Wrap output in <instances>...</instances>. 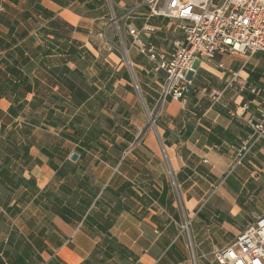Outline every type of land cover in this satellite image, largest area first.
I'll list each match as a JSON object with an SVG mask.
<instances>
[{
  "label": "crops",
  "instance_id": "obj_1",
  "mask_svg": "<svg viewBox=\"0 0 264 264\" xmlns=\"http://www.w3.org/2000/svg\"><path fill=\"white\" fill-rule=\"evenodd\" d=\"M145 1L0 0V264H217L264 214V139L231 113L260 117L264 52L198 62L197 90L159 108L166 73L134 48L130 73L111 21L169 50L182 34Z\"/></svg>",
  "mask_w": 264,
  "mask_h": 264
},
{
  "label": "built area",
  "instance_id": "obj_2",
  "mask_svg": "<svg viewBox=\"0 0 264 264\" xmlns=\"http://www.w3.org/2000/svg\"><path fill=\"white\" fill-rule=\"evenodd\" d=\"M145 3L151 17L178 21L176 28L182 37L174 39L169 50L158 49L145 39L144 33L156 31L151 24L137 28L129 23L124 32L118 16L112 17V21L122 46L124 64L130 73H134L130 48L146 56L158 71L166 73L157 101L159 108L169 99L187 100L191 91L197 90L198 62H212L221 54L264 52V0H146ZM134 15L135 9L130 8L125 17L129 19ZM125 33L132 36L129 47L125 45ZM218 67L229 77L227 87H234L240 79L239 71L221 61ZM211 96L217 99L219 94L212 93ZM258 110L260 117L257 119L247 114L250 111L248 103L231 111L233 116L245 118L254 130L255 140L264 139V99ZM250 148V140L242 142L230 164V171L242 164ZM190 224L191 219H185L180 224L181 232L190 234ZM234 241L214 252L217 264H264V214L242 230Z\"/></svg>",
  "mask_w": 264,
  "mask_h": 264
},
{
  "label": "rangeland",
  "instance_id": "obj_3",
  "mask_svg": "<svg viewBox=\"0 0 264 264\" xmlns=\"http://www.w3.org/2000/svg\"><path fill=\"white\" fill-rule=\"evenodd\" d=\"M112 12H113V17H114L115 16L114 8H113ZM111 21H112V19H111ZM167 21L172 23L171 24L172 29L175 26V24L178 23V21H176L175 19L173 21L168 19ZM178 32L179 31L176 30V34H179ZM158 36H159V41H161L160 43L166 47L168 45L169 41L175 37V34L172 32V30L166 31L164 28H161V30L158 33ZM135 79H136V77L133 78L134 86L137 85V82H136L137 80H135ZM138 83H139V80H138ZM140 84H141V81H140ZM156 112L157 111H154V113H153V111L152 112L150 111V113L148 114V124L153 129L154 132L156 131V127H157L158 119H159L158 113H156ZM155 134H156V132H155Z\"/></svg>",
  "mask_w": 264,
  "mask_h": 264
},
{
  "label": "water",
  "instance_id": "obj_4",
  "mask_svg": "<svg viewBox=\"0 0 264 264\" xmlns=\"http://www.w3.org/2000/svg\"><path fill=\"white\" fill-rule=\"evenodd\" d=\"M74 156H75V158H77L76 154Z\"/></svg>",
  "mask_w": 264,
  "mask_h": 264
}]
</instances>
